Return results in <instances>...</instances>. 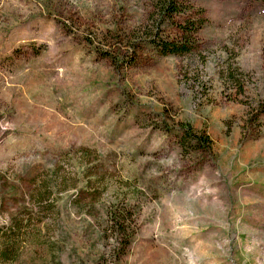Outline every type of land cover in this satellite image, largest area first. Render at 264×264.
I'll use <instances>...</instances> for the list:
<instances>
[{"label":"rangeland","instance_id":"rangeland-1","mask_svg":"<svg viewBox=\"0 0 264 264\" xmlns=\"http://www.w3.org/2000/svg\"><path fill=\"white\" fill-rule=\"evenodd\" d=\"M151 1L0 0V227L51 192L6 264H264V0H183L199 51L128 64ZM162 121L204 129L212 154L182 157ZM117 202L137 207L118 259Z\"/></svg>","mask_w":264,"mask_h":264},{"label":"trees","instance_id":"trees-1","mask_svg":"<svg viewBox=\"0 0 264 264\" xmlns=\"http://www.w3.org/2000/svg\"><path fill=\"white\" fill-rule=\"evenodd\" d=\"M150 9L145 24L141 25L136 31L123 32L122 40L127 48L126 61L128 64H135L138 47L149 49L159 56L184 57L199 51L197 34L202 26V18L193 8H188L185 1L152 0ZM252 112L255 121L264 114V99L259 100L253 106ZM159 124H161L160 129L164 132L172 131L166 122L162 121ZM171 134L175 137L176 145L182 157L193 160L192 158L202 154H212V139L204 129H195L188 122H180ZM89 155L90 152L84 148L78 149L74 155L77 157L76 160L85 183L84 188H81L79 192H93L95 189L89 188L88 184H92L94 179L102 182L103 176L96 174L98 173L96 163H88ZM94 159L95 156L92 160ZM49 181L41 180L39 182L42 186H39V190L35 195L39 206L38 210L32 213L28 209H21L19 215H15L7 226L0 227V238L3 239V244L0 246V261L5 262V264L15 257L17 242L28 230L27 224L31 223L33 215H41L43 207L51 206L47 204L46 200L51 196L49 184L46 185V182ZM79 201L77 198L75 202L79 203ZM106 216L108 227L106 229L109 231L111 238L115 240L113 253L117 251L116 259H118L125 253L131 238L135 235L137 207L117 202V204L107 208Z\"/></svg>","mask_w":264,"mask_h":264},{"label":"crops","instance_id":"crops-1","mask_svg":"<svg viewBox=\"0 0 264 264\" xmlns=\"http://www.w3.org/2000/svg\"><path fill=\"white\" fill-rule=\"evenodd\" d=\"M176 146H177V145H176ZM177 147H178V146H177ZM177 147H176V148H177ZM177 151L180 153V150H179V148H177ZM180 155H181V154H180Z\"/></svg>","mask_w":264,"mask_h":264}]
</instances>
